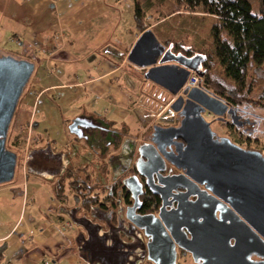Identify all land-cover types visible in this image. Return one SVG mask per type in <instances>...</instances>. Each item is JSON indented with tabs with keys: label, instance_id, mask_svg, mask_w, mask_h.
<instances>
[{
	"label": "crops",
	"instance_id": "0c3cea01",
	"mask_svg": "<svg viewBox=\"0 0 264 264\" xmlns=\"http://www.w3.org/2000/svg\"><path fill=\"white\" fill-rule=\"evenodd\" d=\"M131 8L133 0H0V56L33 62L36 73L8 139L31 132L60 151L73 116L140 121L137 87L132 92L122 83L125 76L138 78L128 55L143 33ZM17 167L23 181L0 185V264H84L75 253L77 232L62 230L67 218L54 210L51 186L30 185L27 168Z\"/></svg>",
	"mask_w": 264,
	"mask_h": 264
},
{
	"label": "water",
	"instance_id": "95a60500",
	"mask_svg": "<svg viewBox=\"0 0 264 264\" xmlns=\"http://www.w3.org/2000/svg\"><path fill=\"white\" fill-rule=\"evenodd\" d=\"M128 61L141 70L149 69L144 75L147 81L173 96L186 97L181 126H156L153 144L158 145L159 137L182 139L187 146L177 168L186 172L194 186H205L221 204L219 209L209 210L206 221L200 220L199 227L204 230L198 234L202 237L197 239L194 233L188 232L191 235L188 239L186 228L178 227L177 231L185 236L184 244L177 240L163 211L158 216L130 218L127 215L128 227L138 232V239L120 224L104 230L87 217L76 218L70 212H62L75 227L82 229L75 238L78 257L84 264H177L178 249H181L192 256L195 264H264V156L260 152L245 151L228 139H214L210 124L202 117L207 112L221 120L227 114L234 115V111L204 89L184 88L191 72L201 78L204 74L190 66L191 60L182 54L175 55L171 48L166 50L151 29L136 41ZM170 63H177L179 68L169 67ZM34 71L33 62L12 55L0 56V185L11 183L15 178L18 155L7 149V140L18 104ZM190 107L198 110L191 114ZM135 113L142 126H149L155 118V114L142 107L135 109ZM158 150L163 153L160 147ZM173 154L179 157L177 152ZM65 157L48 144L46 148L31 150L25 166L28 174L52 181L70 163V158L65 160ZM165 159L172 165L177 164L167 156ZM51 166L56 171L48 176L45 169ZM132 180L129 178L125 184Z\"/></svg>",
	"mask_w": 264,
	"mask_h": 264
},
{
	"label": "flooded vegetation",
	"instance_id": "af4514ba",
	"mask_svg": "<svg viewBox=\"0 0 264 264\" xmlns=\"http://www.w3.org/2000/svg\"><path fill=\"white\" fill-rule=\"evenodd\" d=\"M164 46L166 50L171 48L175 55L182 54L187 60H191L189 65L205 74L206 58L203 54L189 55L184 50L177 51L173 45ZM168 66L173 69L179 68L177 63H170ZM148 70H144V75ZM156 86L171 95L160 86ZM164 101L159 100L161 103H165ZM185 105L186 97L181 94L174 96L168 105L165 103L161 112L159 108L150 109L141 105L145 110L155 114L149 126H142L139 120L135 122L126 119L113 120L107 116L87 112L67 120L66 145L60 151L56 149L54 151L66 155L65 160L67 157L70 158V163L67 164L63 174L52 181L34 176L51 186L56 200L53 208L59 216L67 218L62 212H70L76 218L87 217L93 223L103 226L104 230L120 224V227L129 235L138 239V232L128 227L127 215L130 218H134L135 215L158 216L163 211V215L169 221L181 244L186 241L185 236L177 231L178 227L186 228L184 232L188 239H191L188 232L194 233L197 239L202 237L198 234L204 230L202 226L199 227L200 220L206 221L209 210L219 209L221 203L212 198L211 192L206 190L205 186H194L186 172L177 168L182 163L180 155L185 152L187 146L182 139L173 141L166 136L159 137L158 145L153 144L156 126L161 128L181 126ZM169 109L172 113L167 114ZM229 109H232L235 114H227L221 120L207 112L202 114L207 122L213 119L214 122L229 130L230 134L225 138L214 131L210 125L214 139H228L245 151H256L262 154L261 150L253 149L249 144L251 134L259 131V126L261 123L264 124V119L250 112L249 107L229 105ZM197 110L195 107H190L191 114ZM72 125L73 133L70 131ZM262 133L264 134V130ZM244 136H247L245 137L247 139L243 141ZM24 139L29 144L27 154L31 150L43 149L48 145L39 144L31 133L30 137L28 136V132L24 135ZM173 143L175 145L171 146ZM158 147L163 150V153L158 150ZM7 149L15 151L8 145V140ZM175 152L179 154V157L174 156ZM165 154L177 164L168 163ZM17 155L20 156L19 153ZM45 170L48 176L56 171L52 166ZM129 178L134 180L125 184ZM64 221L71 222L68 218ZM73 228L77 235L82 231L74 225ZM143 238L145 242L148 241L147 238ZM253 259L258 260L255 257ZM177 264L195 263L190 254L178 249Z\"/></svg>",
	"mask_w": 264,
	"mask_h": 264
},
{
	"label": "trees",
	"instance_id": "16d2710c",
	"mask_svg": "<svg viewBox=\"0 0 264 264\" xmlns=\"http://www.w3.org/2000/svg\"><path fill=\"white\" fill-rule=\"evenodd\" d=\"M133 1L136 28L144 33L152 27L147 16L152 4L149 0ZM157 1L163 4L167 0ZM167 3V13L161 12L157 23L182 15L180 13L202 15L214 20L211 55L175 44L170 38L162 42L189 55L201 52L205 56L206 72L202 88L230 106L254 108V104H264V78L253 80L251 77V72L256 73L264 66V0H168ZM151 30L154 32V28ZM19 141L21 136H15L14 145H19ZM22 162L19 156V165Z\"/></svg>",
	"mask_w": 264,
	"mask_h": 264
},
{
	"label": "rangeland",
	"instance_id": "374dc122",
	"mask_svg": "<svg viewBox=\"0 0 264 264\" xmlns=\"http://www.w3.org/2000/svg\"><path fill=\"white\" fill-rule=\"evenodd\" d=\"M140 1L147 2V0H140ZM167 1H164L163 4H160V2H158L157 0L148 1L150 4H152L151 7H149V10L147 12L150 25L152 26L149 29L154 28V34L155 36L158 37V41L162 43L164 39L170 38L174 41L175 44H178V45L180 44L186 47L193 48L195 51H202V53L206 56L211 55L213 53V42L211 38V29L214 24V20L202 17V15H192V14L189 15L187 13H180L182 15H176L175 17L171 19L167 18L166 21L157 23L156 19L160 16L161 12L164 14L167 13L168 6H169V3H167ZM131 11L134 12V8H131ZM15 48H17V46ZM130 65L134 67L132 64ZM143 73H144V70H141L140 68H138L136 70V75L138 76V78H133L132 75H130L127 78L125 76L122 83L124 86L127 85L130 91L132 92L134 90L132 89L133 88L132 86L134 84L136 85L137 91H135V94H136L138 104L146 106L150 109L159 108V111L161 112L163 108L165 107V103L168 105L169 102H171L174 99V96L168 95L163 90H161L159 87L147 81ZM35 75L36 73L33 74L32 80L34 79ZM251 77H253L252 78L253 80L254 78H257L258 80L264 78V66L261 69H258L256 73L251 72ZM32 80L26 86L24 90L25 93H24V96L22 97V101L25 95L27 94V92L30 91ZM260 84L261 83H259L258 86ZM138 94H139V97H137ZM161 99L165 100L164 101L165 103L159 102V100ZM243 107H246V106H242L241 108ZM253 107L254 108H249V111L255 113L261 119H264V104H256V105L254 104ZM169 111H167V114L172 113L171 112L172 110L170 112ZM208 123L212 125V128L214 129V131L218 132L221 136H224L225 138H227L228 135L230 134L227 128H225L224 126H222L221 124L217 122H214L213 119H209ZM263 130H264V124L261 123L259 126V131L253 132L251 134L249 145L253 149L261 150L262 155L264 156V134L262 133ZM14 137H15L14 135L10 136V138L8 139V145L11 148H14L15 150L19 152L20 156L23 159L22 164H23V171H24V167H25L24 162L27 156V150H28L29 144L27 141H25V139L21 138V141H19V145H14L13 143ZM245 137L247 136H244V138H242L243 141L247 139ZM22 164H20V166H22ZM23 179H24L23 174L21 173V171H18L17 169L16 174H15V179L13 180V182H22ZM26 179L30 185H32L31 183L33 182L40 181V179L32 175H29V174H27ZM37 197L39 200L40 198L42 200H44L45 198V196L41 195L40 192L37 194ZM60 233L61 232L58 230L57 234L61 235ZM74 233H76L75 229H74ZM75 253H77V249Z\"/></svg>",
	"mask_w": 264,
	"mask_h": 264
},
{
	"label": "built area",
	"instance_id": "2783aa9c",
	"mask_svg": "<svg viewBox=\"0 0 264 264\" xmlns=\"http://www.w3.org/2000/svg\"><path fill=\"white\" fill-rule=\"evenodd\" d=\"M202 83H203V78H201L197 73L195 72H191L189 77H188V80L184 86V88L186 87H189L191 89H203L202 88ZM30 133L29 132L28 136L30 137ZM26 167H24V171H26L25 169ZM62 230L64 232H69V231H72L73 230V224L69 221L65 222L63 225H62Z\"/></svg>",
	"mask_w": 264,
	"mask_h": 264
},
{
	"label": "bare ground",
	"instance_id": "6f19581e",
	"mask_svg": "<svg viewBox=\"0 0 264 264\" xmlns=\"http://www.w3.org/2000/svg\"><path fill=\"white\" fill-rule=\"evenodd\" d=\"M157 37V36H156ZM158 39V38H157Z\"/></svg>",
	"mask_w": 264,
	"mask_h": 264
}]
</instances>
